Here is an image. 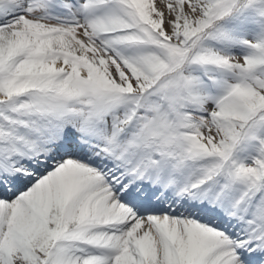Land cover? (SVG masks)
<instances>
[{
	"label": "snow or ice",
	"instance_id": "1",
	"mask_svg": "<svg viewBox=\"0 0 264 264\" xmlns=\"http://www.w3.org/2000/svg\"><path fill=\"white\" fill-rule=\"evenodd\" d=\"M249 14L0 0V264H264V33L227 27Z\"/></svg>",
	"mask_w": 264,
	"mask_h": 264
},
{
	"label": "bare ground",
	"instance_id": "2",
	"mask_svg": "<svg viewBox=\"0 0 264 264\" xmlns=\"http://www.w3.org/2000/svg\"><path fill=\"white\" fill-rule=\"evenodd\" d=\"M157 2H159V1H157ZM168 2V0H164V3L166 4ZM261 27V24L260 23H256V24H254V28L255 29H258V28H260ZM251 30V29H250ZM234 53H236V54H240L241 52L240 51H236V52H234Z\"/></svg>",
	"mask_w": 264,
	"mask_h": 264
},
{
	"label": "rangeland",
	"instance_id": "3",
	"mask_svg": "<svg viewBox=\"0 0 264 264\" xmlns=\"http://www.w3.org/2000/svg\"><path fill=\"white\" fill-rule=\"evenodd\" d=\"M157 1H159V0H157Z\"/></svg>",
	"mask_w": 264,
	"mask_h": 264
}]
</instances>
